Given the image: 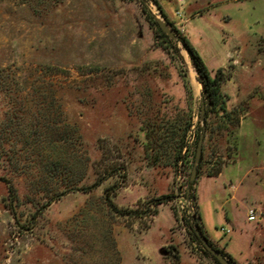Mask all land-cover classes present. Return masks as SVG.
<instances>
[{"label": "rangeland", "instance_id": "374dc122", "mask_svg": "<svg viewBox=\"0 0 264 264\" xmlns=\"http://www.w3.org/2000/svg\"><path fill=\"white\" fill-rule=\"evenodd\" d=\"M142 1L160 18L151 0H0V126L19 105L34 108L26 98L55 100L82 138L84 184L105 180L44 208L56 184L8 161L9 131L0 142V264H216L194 241L187 195L203 85L180 43L179 52L162 45ZM157 1L211 75L228 77L193 181L207 237L237 264H264V0ZM59 151L69 159L77 148ZM228 166L224 178L209 176ZM167 195L174 200L155 203ZM107 199L140 215H116Z\"/></svg>", "mask_w": 264, "mask_h": 264}, {"label": "trees", "instance_id": "16d2710c", "mask_svg": "<svg viewBox=\"0 0 264 264\" xmlns=\"http://www.w3.org/2000/svg\"><path fill=\"white\" fill-rule=\"evenodd\" d=\"M22 3H30L33 0H19ZM151 2L156 6L160 14L163 16L165 20L169 22V18L165 13L162 6L159 4L157 0H151ZM142 9L143 13L146 15L147 21L150 25L155 29L157 33V37L161 39L162 45L167 50H177L176 43H180L184 50L188 53L190 59L194 64V69L200 78V82L203 85L204 99L206 104V121H205V133H208L210 130L209 125V116L218 111L219 109H224L222 106V85L228 79L226 73L223 69H219L215 76L213 77L206 66L204 60L200 56V54L194 49L189 40L185 35L181 33L171 22L170 25L175 31L176 38L170 39L159 27L155 16L148 9L145 3L142 1ZM178 51V50H177ZM179 52V51H178ZM188 92L191 94V88L188 87ZM27 99V98H26ZM24 100L30 103H34L33 107H27L24 105H19L17 108V112L14 113L13 116H9L5 123H2L0 126L1 136L0 142L4 140H8L3 138V136H7V133H12L16 138L14 147L9 151V155L5 156L9 157V162L17 169L20 166L18 171L21 174H24L29 177V179H33L37 177L41 180L42 184L49 183L51 180L56 184L54 191H47L46 196H50L54 193V195L48 198L46 205L44 208L49 207L55 201L60 200L62 197L68 195L71 192H86L90 193L95 190L97 187L101 186L105 181L104 179H100L95 181L92 186H86L84 182L86 181V164L84 157H80L82 154L79 152V148L82 147L81 136L78 134L77 127L70 123H67L63 119L62 107L55 100L52 101L51 104L44 107L45 102L39 100ZM44 103V104H43ZM11 128V130H10ZM13 129V130H12ZM10 131V132H9ZM200 136L198 137L197 143L199 141ZM77 148V152L68 158L63 154L53 155V151L58 148L71 149ZM184 146L181 147V149ZM205 153V147H203V155ZM12 154V155H11ZM181 152L177 157V161H180ZM204 156L202 158L200 166H198L199 175H201V167L203 164ZM221 171L218 172H210L209 176H218ZM38 174L39 176H37ZM192 183L191 191L193 193L188 192L187 195L190 200L194 202L195 210L192 214L193 223L197 228L199 234L204 236L209 244L216 250L220 251L226 259H228L231 263L237 264L236 261L227 254L225 251L215 247V245L210 241L207 237L204 224L202 221V216L197 206L198 196L196 194L197 188ZM33 184V183H32ZM38 186H41V185ZM197 183H195L196 185ZM36 185V184H35ZM8 186L11 187V183L8 182ZM194 187V188H193ZM40 192H43L44 189L38 187ZM15 190L10 188V195L12 199H14ZM45 195V192H44ZM174 200V196L167 195L156 200L155 203L162 204L172 202ZM107 204L116 215L123 217H130L140 215L136 211L126 210L118 208L111 199H107ZM139 217V216H138ZM196 241L203 252L211 257L216 264H219L218 261L206 251L204 246L202 245L200 239L197 234H194Z\"/></svg>", "mask_w": 264, "mask_h": 264}, {"label": "water", "instance_id": "95a60500", "mask_svg": "<svg viewBox=\"0 0 264 264\" xmlns=\"http://www.w3.org/2000/svg\"><path fill=\"white\" fill-rule=\"evenodd\" d=\"M155 18H156V21H157L160 29L170 39H175L176 38L175 31L172 28V26L170 25V23L167 20H165L161 14H160V18L156 17V16H155ZM191 65L194 68V64H193L192 60H191ZM205 115H206V104L204 102L202 104V108H201V122L203 123L204 128H203L202 134L200 135V138H199V141L197 144L195 162L193 164L192 174H191V179H190L191 182H193L197 177L198 165H199L201 158H202V155H203V144H204V139H205V121H206ZM197 234H198V238L200 239V241H201L202 245L204 246V248L206 249V251L209 252L218 261L219 264H233L228 259H226L220 251L214 249L209 244L208 240L204 236H201L198 232H197Z\"/></svg>", "mask_w": 264, "mask_h": 264}, {"label": "crops", "instance_id": "0c3cea01", "mask_svg": "<svg viewBox=\"0 0 264 264\" xmlns=\"http://www.w3.org/2000/svg\"><path fill=\"white\" fill-rule=\"evenodd\" d=\"M231 166V165H230ZM230 166H228V167H226L223 171H222V173H220V175L217 177V178H224L225 177V173H226V171H227V169L230 167ZM257 181V182H256ZM255 181V185H258V182L259 183H262V180L260 179L259 181L258 180H256ZM252 198V197H251ZM262 204V201H260V205ZM249 221V220H248ZM249 222H254V221H249Z\"/></svg>", "mask_w": 264, "mask_h": 264}, {"label": "built area", "instance_id": "2783aa9c", "mask_svg": "<svg viewBox=\"0 0 264 264\" xmlns=\"http://www.w3.org/2000/svg\"><path fill=\"white\" fill-rule=\"evenodd\" d=\"M248 220L249 221H256L257 220L256 212L254 210L249 211Z\"/></svg>", "mask_w": 264, "mask_h": 264}]
</instances>
